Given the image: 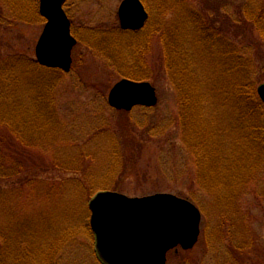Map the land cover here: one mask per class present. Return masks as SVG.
Masks as SVG:
<instances>
[{
	"label": "rangeland",
	"instance_id": "obj_1",
	"mask_svg": "<svg viewBox=\"0 0 264 264\" xmlns=\"http://www.w3.org/2000/svg\"><path fill=\"white\" fill-rule=\"evenodd\" d=\"M124 1L67 0L64 8L72 22L73 36L78 41L73 51L76 70L70 73L56 71L57 74L52 76L44 68L35 72L27 69L29 64L37 62L36 46L47 24L42 16L32 19L30 24L11 28H7L5 22L0 31L3 60L25 63L23 70L14 69L16 71L11 73L12 81H15L9 82L8 92H12L13 101L32 107L35 78L38 77L42 84L55 78L53 112L49 114L47 106L44 107V96H41L40 104L36 103V113L42 120L38 133L31 126L20 127L27 118L19 117L16 112L12 115L14 128L25 133V143L31 147L25 156L20 149L14 151L19 153L16 159L27 164L37 162L49 172L37 188L38 193L35 192L34 203L29 202L22 213L41 217L37 226L44 230V243L47 234L57 236L71 225L66 216L70 214L73 227L79 233L59 254L57 264H102L96 252L95 237L89 230L92 215L89 205L97 194L106 192L99 190L106 181H115V185L118 183L123 188L120 193L128 197L172 194L191 201L202 212L199 243L187 255L180 248L171 252L168 264H264V105L257 94V89L264 84V40L255 29L249 28L247 16V8L263 9L264 0H141L145 2L149 21L137 37L149 36L150 44L140 57L141 68L134 70L131 78L123 77L126 69L116 74L117 69L96 50L107 37L112 39L111 34L122 30L119 10ZM31 3L35 7L36 2ZM5 13L9 19L10 11ZM164 31L180 34L187 42L186 50L194 56L192 74L193 80L199 81L198 117L201 120H196L192 130H188V143L179 122L187 102L181 106L173 77L163 65L160 37ZM129 38L123 36L124 40ZM221 48L232 53L235 65H245L248 88L256 92L254 99L246 102L240 99L239 92L233 88L234 81L239 84L234 73V79L229 82L225 81L222 72L213 73L212 65L220 58ZM179 68L174 66L178 76ZM29 75L34 79L28 78ZM123 79L147 82L157 90L159 103L155 108L138 107L129 115L137 135L141 136L146 130L152 132L144 134L147 137L142 138L143 142L140 138V146L130 140L123 129L127 117L111 108L108 102L111 89ZM230 81H233L232 85ZM88 84H103L104 93L91 89ZM41 91L44 93L43 88ZM5 111H1L3 116ZM28 113L34 112L31 109ZM187 113H192L191 108ZM31 114L27 115L30 120L34 116ZM242 128L247 129L243 133L248 131V143L255 147L252 148L255 155L247 158L246 163L253 177L235 200L229 202L227 194L221 191L212 194L199 184L200 164L194 152V137L199 134L208 147H212V143L222 147L218 150L223 155L246 140L241 135ZM6 131L13 135L12 129L0 124V134ZM17 136L16 140H24ZM129 148L138 154L134 159ZM117 154H126L127 159L120 162L123 170L114 177L110 169L117 163ZM63 169L68 172H61ZM76 170L89 172L90 178L83 183ZM133 170L134 173H129ZM54 175L63 182L56 181ZM90 192H93L91 198ZM24 198L20 197V190L6 193V198L0 201L2 211L11 206L17 209ZM4 212L0 211V214ZM1 224L3 233L10 237L18 236L19 230L22 235H27L29 228L33 225V230L35 228L32 222L20 226L8 222L7 218ZM2 244L0 236V246Z\"/></svg>",
	"mask_w": 264,
	"mask_h": 264
},
{
	"label": "trees",
	"instance_id": "obj_2",
	"mask_svg": "<svg viewBox=\"0 0 264 264\" xmlns=\"http://www.w3.org/2000/svg\"><path fill=\"white\" fill-rule=\"evenodd\" d=\"M31 2H36L35 7H32ZM170 7L168 9H170ZM6 11H10L11 13V17L9 19L5 17ZM163 11H165V9H163ZM247 16L250 19L249 28L255 29L254 31H256L259 34V37L264 40V7L263 9L259 8L255 11L247 8ZM34 18H41L38 0H0V31L2 28H4V25H6L5 22H7L6 27L11 28L20 24H30L31 20ZM139 33L140 32L133 33L120 30L117 33L111 34L113 36L112 39L107 37V40H104L101 43L103 45H99V47L96 49L101 57L108 60L115 67V69H117V71L115 70L116 74L120 73L121 69L127 70L122 74L124 78H131L134 75V70L138 71V69L141 68L142 64H140V57H142L150 44V37L145 36L144 39L138 38L137 34ZM123 36H130V38L124 40ZM109 39L111 40L109 41ZM160 40H162L163 48V65L165 69H167L168 74L172 75L173 77V84L176 86L180 94L181 106L183 107L187 102L181 110L179 122L184 133V140H186L188 143V130H192L191 128L196 120H201L198 117L200 116L198 104L201 100V93H199V91L197 92L199 81L195 82L193 80L194 76L192 74V61L194 56L193 54L190 55V53L186 50L187 42L181 37L180 34L178 35L176 32L172 33L171 31H164L160 37ZM231 55L232 53H230V51H224L221 48L219 52L220 60L218 59V61L215 62L214 59L215 67L212 65L213 73L216 71L222 72L225 76V81L228 82L229 79H234V73L236 76L235 79L239 80V84L234 81L233 88L239 92V96L241 97L240 99L243 102L248 101L250 98L254 99L256 97V92L255 90L253 92L251 88H248L249 85L246 83L247 71L246 68H244L245 65L243 63L235 65V59ZM138 61L140 65L137 64ZM0 63H2L0 67V124L8 129L13 130V135L11 133H7V131L3 134H0V201L3 197L6 198V193L14 190H20V197H25V201L22 202L20 206H17V209H15L13 206L6 207L4 212L1 209L2 205H0V211L4 212L3 214H0V220L3 221V219L7 218L8 222H16L20 226H26L30 222L35 224L34 230V225L29 228V234L22 235L19 230L17 231L18 236L10 237L9 235L7 236L3 233V225L0 221V236L2 237L3 241L2 246H0V264H57L59 254L62 252L65 246L78 235L79 230L73 227L72 216L70 214H66V216H68V218L71 220L70 223L72 226L69 225L65 227V230L57 236L51 233L47 234L44 243V230H41L40 227L37 226L38 222L41 220V217L38 216V218H35V216L31 214H27L28 216H26L22 213L27 209L29 202L30 204L34 203V199L36 197L35 192L38 193L37 188L40 187L44 175L46 176V174L49 172L44 170V165H39L37 162L27 164L24 161L21 163L18 159H16V157L19 156V153H14V151H18V149H20L21 153L24 155V153H28L31 147L25 143V133L19 132L17 129H15L12 122V115L16 112L19 117L27 118V122L23 123V125L20 126L21 128H24L25 126H31L35 131L40 129L38 125H42V120L39 119L40 116H38V113H36L37 109L35 107L38 106L36 103L40 104L41 96H44V107L47 106L46 109L49 114L53 112L52 97L53 91L55 89V78L53 77L51 80L49 79V81H44V84H42L43 82L35 76V83L37 84L33 91L36 93L33 92L34 96L32 97L35 100L32 102L33 106L28 107L22 105L19 101H13L11 99L12 92H8V86L11 84L9 82L11 81L13 83V81H15V79L12 81L13 78L11 77V73L16 70H23L25 63L22 60H16L15 63L8 59L3 60L1 53ZM225 64L228 66H225ZM177 65L181 68H179V76L174 73V66ZM28 68L34 72L40 68L43 69V67H41L37 62L29 64L27 69ZM74 69L76 70V64L73 66V70ZM46 71L52 76L57 74V70L46 69ZM127 72L129 74H127ZM27 77H31V80L34 79L30 75ZM230 83L232 85L233 81H230ZM103 84L100 86L88 85L91 89L93 88V90L104 93ZM108 87L109 86L106 88L108 89ZM42 88L44 89V93L41 91ZM189 108L192 110L191 114L187 113ZM31 109L34 112L33 114L28 113ZM2 110H6V114L12 113L8 116L6 114L3 116V113H1ZM121 113L127 117V120L125 119L123 121L124 131L127 133V135H129L128 137L130 140L136 141L140 146V138L141 142H143L142 138L147 137L144 134H151V130H146L143 134L141 133V136L139 134L137 135L131 122L132 119H130L129 116L130 113ZM28 114L34 115L31 117L32 120L28 118ZM246 130L243 128L240 130L241 135H243L246 140H244L242 143L234 145V147H232V149L228 151L227 154L223 153V155L220 154L218 150V148L222 147H219L214 143H212V147H208L205 143V139L204 141L200 139L202 137H200L199 134L194 137L196 150L194 147L193 149L200 164V166L198 165L199 184L205 190H210L212 194L217 195L220 191L221 193L227 194V200L228 196L230 197L228 200L229 202L235 200L242 189L252 181L253 177L251 170L246 167V163L247 158L255 155L252 151V148L255 149V147L253 144L248 143L250 134H248V131L246 134L245 132L243 133V131ZM36 133H38V131ZM8 134L12 137L7 136ZM16 135H19L17 137L22 136L24 140L22 139L21 141V138L20 141L16 140ZM15 143L18 144L16 145ZM129 149L131 150V158L134 159L138 154L133 152L132 148ZM139 150L140 148L137 149V152ZM207 158V164H205V160ZM82 159L85 161L84 158ZM125 159H127L126 154H117V163L112 166V169H110V172L114 177L120 170H123L120 162ZM15 162L17 164H14ZM125 170L127 171L126 168ZM134 171L135 170L129 173L132 174ZM61 172L66 173L68 170L63 169ZM78 172L83 178V183L90 178L88 177L90 174L89 172H83V170H79ZM144 175H146V173ZM53 178H55V180L60 183L63 182L55 175ZM59 179L61 181H59ZM102 188L103 189L99 188V190L123 192V188L118 183L115 185V181H106ZM91 196H93V192H90V198ZM16 217H18V221ZM85 228L88 230V225H85ZM89 230L92 233L90 228ZM13 240H15V242H13ZM237 251L239 250H236V252ZM188 253L190 252H186L185 255Z\"/></svg>",
	"mask_w": 264,
	"mask_h": 264
},
{
	"label": "water",
	"instance_id": "obj_3",
	"mask_svg": "<svg viewBox=\"0 0 264 264\" xmlns=\"http://www.w3.org/2000/svg\"><path fill=\"white\" fill-rule=\"evenodd\" d=\"M67 0H39L40 15L47 21L36 46L37 62L48 69L70 73L77 40L64 5ZM149 18L140 0H125L119 10L121 27L138 31ZM264 104V84L258 88ZM111 108L132 112L136 107L155 108L156 89L147 82L124 79L109 93ZM90 227L103 264H167L178 248L194 249L201 234L202 214L190 201L172 194L131 198L101 192L89 205Z\"/></svg>",
	"mask_w": 264,
	"mask_h": 264
}]
</instances>
